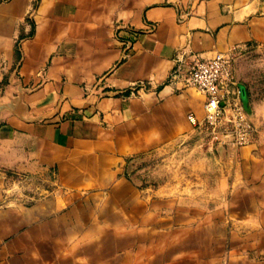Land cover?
I'll return each instance as SVG.
<instances>
[{
    "label": "crops",
    "instance_id": "1",
    "mask_svg": "<svg viewBox=\"0 0 264 264\" xmlns=\"http://www.w3.org/2000/svg\"><path fill=\"white\" fill-rule=\"evenodd\" d=\"M255 51L264 0H0V264H264V88L239 69L257 135L210 147L205 95L168 82L183 52Z\"/></svg>",
    "mask_w": 264,
    "mask_h": 264
},
{
    "label": "built area",
    "instance_id": "2",
    "mask_svg": "<svg viewBox=\"0 0 264 264\" xmlns=\"http://www.w3.org/2000/svg\"><path fill=\"white\" fill-rule=\"evenodd\" d=\"M192 16V8L180 9L179 20ZM129 32L125 40L123 57L134 51V44L141 29L131 24L119 25ZM157 23H149L147 30L154 31ZM235 55L219 53L204 59L196 54L183 52L178 55L168 82L181 89L194 87L205 95V117L199 119L194 113L190 119L197 131V138L210 147H243L253 142L258 127L242 101V89L235 72ZM146 88L145 84L132 89Z\"/></svg>",
    "mask_w": 264,
    "mask_h": 264
},
{
    "label": "rangeland",
    "instance_id": "3",
    "mask_svg": "<svg viewBox=\"0 0 264 264\" xmlns=\"http://www.w3.org/2000/svg\"><path fill=\"white\" fill-rule=\"evenodd\" d=\"M235 72L238 74L239 69L241 67H245L247 64L248 68L247 74L253 77L254 83L259 87L264 88V52L263 51H255L246 56V58L238 59L235 58ZM244 69V71H245ZM174 154V152L170 153V157ZM166 156H162L157 152L142 155L136 158H132L128 160V168L134 170V172H138L140 175H149L152 174L154 170L158 168L160 164H163V161ZM23 182L16 188V194L23 200L24 202H31V198L28 195L31 192L30 185L33 184V179L30 177H23Z\"/></svg>",
    "mask_w": 264,
    "mask_h": 264
},
{
    "label": "trees",
    "instance_id": "4",
    "mask_svg": "<svg viewBox=\"0 0 264 264\" xmlns=\"http://www.w3.org/2000/svg\"><path fill=\"white\" fill-rule=\"evenodd\" d=\"M34 32H32L31 34H33ZM23 37V36H22ZM16 56H17V58L19 59L20 58V52H19V50H17L16 51Z\"/></svg>",
    "mask_w": 264,
    "mask_h": 264
},
{
    "label": "water",
    "instance_id": "5",
    "mask_svg": "<svg viewBox=\"0 0 264 264\" xmlns=\"http://www.w3.org/2000/svg\"><path fill=\"white\" fill-rule=\"evenodd\" d=\"M0 107H1V104H0Z\"/></svg>",
    "mask_w": 264,
    "mask_h": 264
}]
</instances>
